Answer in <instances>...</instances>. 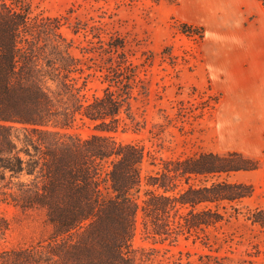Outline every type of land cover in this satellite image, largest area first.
Wrapping results in <instances>:
<instances>
[{"label":"trees","instance_id":"16d2710c","mask_svg":"<svg viewBox=\"0 0 264 264\" xmlns=\"http://www.w3.org/2000/svg\"><path fill=\"white\" fill-rule=\"evenodd\" d=\"M10 1L0 0V205L42 213L50 232L1 252L0 264H184L158 257L155 247L134 250L137 231L153 245L195 237L212 247L219 239L210 231L232 217L264 229V210L235 208L251 186L224 179L254 163L237 152L203 153L163 159L143 177L144 149L109 135L127 130L122 111L137 124L135 68L122 57L114 65V47L105 51L107 67L90 66L82 60L90 51L73 54L65 18L32 17L26 4ZM80 30L70 27L73 35ZM96 72L105 87L88 97ZM86 123L99 134L69 132ZM5 229L0 217V235ZM197 264L218 263L202 255Z\"/></svg>","mask_w":264,"mask_h":264},{"label":"rangeland","instance_id":"374dc122","mask_svg":"<svg viewBox=\"0 0 264 264\" xmlns=\"http://www.w3.org/2000/svg\"><path fill=\"white\" fill-rule=\"evenodd\" d=\"M14 1L26 4L32 17L65 18L62 31L72 40L73 54L81 58L82 49L90 51L82 58L90 66L107 67L105 51L114 47L113 64L122 57L135 68L130 104L137 124L130 125L122 111L127 130L109 135L144 149L143 177L163 159L237 152L256 168L223 177L252 188L251 197L235 208L264 210V0ZM72 26L85 30L73 35ZM100 75L93 73L88 97L105 87ZM69 132L82 139L99 134L88 123ZM0 217L6 224L0 253L32 245L50 232L39 212L0 205ZM210 233L219 239L212 247L195 237L153 245L137 231L132 248L155 247L158 257H181L184 264H197L202 255L218 264H264V229L243 216Z\"/></svg>","mask_w":264,"mask_h":264}]
</instances>
